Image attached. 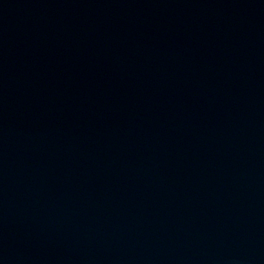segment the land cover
<instances>
[{
	"label": "water",
	"instance_id": "95a60500",
	"mask_svg": "<svg viewBox=\"0 0 264 264\" xmlns=\"http://www.w3.org/2000/svg\"><path fill=\"white\" fill-rule=\"evenodd\" d=\"M0 264H264V0H0Z\"/></svg>",
	"mask_w": 264,
	"mask_h": 264
}]
</instances>
